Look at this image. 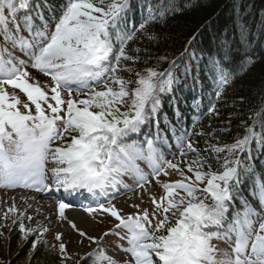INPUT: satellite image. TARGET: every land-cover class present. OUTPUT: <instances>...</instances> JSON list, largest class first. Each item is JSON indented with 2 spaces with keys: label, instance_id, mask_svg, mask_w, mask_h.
I'll list each match as a JSON object with an SVG mask.
<instances>
[{
  "label": "snow or ice",
  "instance_id": "obj_1",
  "mask_svg": "<svg viewBox=\"0 0 264 264\" xmlns=\"http://www.w3.org/2000/svg\"><path fill=\"white\" fill-rule=\"evenodd\" d=\"M30 3L31 0H0V37L31 61L26 64L7 47L0 46V187L61 192L69 198L85 193L104 197L108 189L123 185L121 177L125 175L143 189L149 177L136 163L143 161L150 169L151 179L165 193L160 200L151 198L154 205L151 219L147 211L124 218L114 206L85 209L89 216L97 210L107 212L118 221L117 228L129 233V246L122 251L129 254L134 264H264V216L247 201H241L243 211L234 215L222 235L205 232L212 226L223 227L229 204L243 179L254 177L250 157L254 144L264 149V126L259 131L255 125L247 128L246 135L232 145L211 146L217 156L226 153L217 171L200 159L184 160L186 168L179 161H166L151 141L147 142L146 154L134 144H122L121 141L138 133L155 117L161 95L170 94L177 83L171 70L160 73L146 69L145 73H136L135 81L118 75L132 71L124 68L122 61L136 62L126 52L136 30L129 32L118 27L128 0H66L54 28L49 27L42 12H36L40 26L34 24L32 17H25L26 38L20 34L16 15ZM146 12L139 26L141 30L157 19L158 12L153 7L148 6ZM10 23L13 29H9ZM113 34L118 47H114ZM27 68L49 77L51 86L41 85ZM213 70L219 99L232 74L219 61L213 62ZM133 84L134 89L130 90ZM15 90L26 97V102L22 103ZM214 112L215 107H210L208 114ZM190 137L191 132L176 137L181 157L188 154L199 157L189 142ZM68 139L70 143H63ZM246 153L249 159H241ZM205 166L208 171H204ZM169 170L179 174L177 182L161 181L160 177L168 176ZM255 179L253 196L264 209V181ZM46 181L50 184L46 185ZM69 207L63 200L58 202L61 220L66 219L65 211ZM15 212L13 207L3 218L8 219L9 213ZM170 213L176 217L174 224ZM71 227L81 237L91 239L76 229L75 224ZM19 231L25 240L33 234L22 223ZM47 231L44 228L39 237ZM161 232L166 234L157 235ZM39 237L32 242L33 251L37 245L47 243ZM55 239L61 241V235ZM213 239L234 245L232 254L225 253L226 259L216 260V250L210 243ZM92 243L98 242L92 239ZM59 252L62 258H67L63 243ZM93 264L118 262L100 251L93 256Z\"/></svg>",
  "mask_w": 264,
  "mask_h": 264
},
{
  "label": "trees",
  "instance_id": "obj_2",
  "mask_svg": "<svg viewBox=\"0 0 264 264\" xmlns=\"http://www.w3.org/2000/svg\"><path fill=\"white\" fill-rule=\"evenodd\" d=\"M65 6L66 0H31L27 9L17 13L16 20L24 27V18L30 16L34 24L40 26L36 19L39 11L50 27L60 18ZM148 6L157 10V19L141 30L139 26L147 16ZM159 11H163V15H159ZM6 16L11 20L7 12ZM8 27L13 29L11 23ZM118 27L129 32L136 30L126 47L127 54L136 62H121L124 68L132 70L119 72L121 78L135 81L136 73H145L146 69L160 73L171 70L177 78L173 91L161 95V106L155 117L138 133L121 141L122 144L140 148L146 140L158 135L161 142L177 146L176 137L191 132L189 142L197 149L199 157L188 154L190 162L204 160L217 171L226 153L217 156L211 146L232 145L246 135L247 128L255 125L259 131L264 126V0H128ZM113 42L114 47H118L115 34ZM214 61H219L232 74L219 99ZM212 106L215 112L209 115ZM198 132L203 135H196ZM241 159H249L247 153ZM250 160L254 177L264 181V149L254 144ZM204 171H208L207 166ZM185 175L192 174L185 172ZM254 177L243 179L229 204L223 227L212 226L205 232L218 233L225 229L234 215L243 211L241 201H247L256 212L263 211L253 196ZM35 239L21 244L17 232L0 236V257L8 259L2 264H26V261L27 264H93L94 253L81 258H62L59 249L46 244L37 245L33 251Z\"/></svg>",
  "mask_w": 264,
  "mask_h": 264
},
{
  "label": "rangeland",
  "instance_id": "obj_3",
  "mask_svg": "<svg viewBox=\"0 0 264 264\" xmlns=\"http://www.w3.org/2000/svg\"><path fill=\"white\" fill-rule=\"evenodd\" d=\"M18 24V23H17ZM20 26V25H19ZM21 32V26H20ZM24 37H28V33L23 35ZM9 46L8 44H4ZM11 52L14 56L18 59L25 61L26 64H30L31 61L28 60L26 56H24L20 51L13 49L11 45L9 46ZM29 72L30 76L35 78V80L39 81L41 85H49L51 86V81L49 77H45L44 75L36 72L32 68L25 69ZM100 90V88H97ZM12 89H9V92H12ZM16 94L20 97L22 103L26 102V97L23 96L19 90H15ZM66 96V94H65ZM73 98L75 97V93L73 94ZM79 98H84L83 94ZM23 111V109H22ZM34 113V110H33ZM184 160L189 161V158H178L176 156L175 163L178 161L180 162V166L182 168H186V165L183 163ZM138 167H140L145 174L149 177V183L145 185L143 189L137 187L136 183L132 178L128 175L122 176L121 179L123 181V185H127L128 188L125 189L123 185H119V189L117 191V196H115L114 200L108 203V206H114L121 214L122 217L127 218L129 216H137L142 215L144 211L149 213V218L151 219L152 215L154 214V205L152 203L151 198H155L156 200H160L162 196H164V191L157 184L155 181L151 179V172L149 167L143 161H136ZM179 174L175 171L169 170L168 176H161L160 179L162 182L165 183H174L179 180ZM19 187L16 188H5L0 187V231L4 237L8 236L11 232H17L21 237V244L29 239H34L39 237V232L42 231L44 228H47L48 231L44 233L42 237H39L43 241H47L46 246L52 247L54 249H59V245L63 243L66 246V257L69 259L74 258H81L88 254H97L100 251L112 257L118 264H134L131 260V257L128 253L122 251L121 249L127 248L128 236L129 233L126 232L123 228H117L118 221L106 214H101L99 211L93 212L91 216L86 215L87 218L83 217L82 215L75 214L71 210L65 211V220H61L59 217L57 219V224L53 225L49 223V220L52 218L45 215L40 209L30 211L26 213L27 208L18 209L16 206V201L19 197V191L17 190ZM32 188L26 189L31 190ZM131 189H136L135 191ZM25 190V189H24ZM114 193V191L112 190ZM34 194V192H33ZM183 194V193H181ZM45 195L44 191L40 193H35V196ZM34 200L35 197H32L30 194L29 199ZM40 198V197H39ZM30 199V200H31ZM43 199V198H42ZM45 201V199H43ZM47 200H50L47 198ZM46 202V201H45ZM48 203V202H47ZM46 203V204H47ZM44 205V203H42ZM54 212L52 215H55V212L58 211L55 205ZM52 206V207H53ZM136 206V207H134ZM15 208V214L9 213V218L4 219V214L8 212L9 209ZM98 212V213H97ZM44 216V217H42ZM28 217H32L31 220ZM42 217V218H41ZM78 217V218H77ZM80 217V219H79ZM169 218L172 224L175 223V216H172L171 213L169 214ZM79 219V220H78ZM48 221V222H47ZM23 224L27 230L32 231V235H29L27 240L24 238V234L19 231L20 224ZM155 223V221H153ZM75 224L76 229L86 233L87 237L91 239H86L81 237L78 234L77 230H74L71 225ZM171 226V225H169ZM254 226L255 223H254ZM151 231V229H149ZM105 233H109L110 235H105ZM166 232L157 233V235H163ZM56 235H61V241H57L55 239ZM124 237V239H121ZM92 239L96 240L98 243H92ZM235 238L233 237V240ZM214 249L216 250V260H224L225 253H228L229 256L232 254V247L234 245L220 239H214ZM120 250V251H119ZM118 252L120 253L118 255ZM122 253L124 258L122 257ZM6 259H1L0 257V264L8 262L7 256ZM27 264V261H26Z\"/></svg>",
  "mask_w": 264,
  "mask_h": 264
},
{
  "label": "bare ground",
  "instance_id": "obj_4",
  "mask_svg": "<svg viewBox=\"0 0 264 264\" xmlns=\"http://www.w3.org/2000/svg\"><path fill=\"white\" fill-rule=\"evenodd\" d=\"M30 194L31 193L27 192L26 189L23 190L22 192H19V197H18V199L16 201L17 208L20 209V210L23 209V208H27L26 213H29L30 211H33V210L40 209L43 213H46L45 215L49 216L50 218L52 216V218L49 220V223L53 224V225H56L58 223L57 219H58L59 216H58V211L55 212V215H52L53 212H54V206L52 205V203L51 202H48V203L45 202L41 197L40 198H35L34 200H32L30 198L31 199L30 200L29 199ZM32 197H34V196H32ZM42 203H44V205H42ZM42 217H44V216H42ZM79 219H80V217H79Z\"/></svg>",
  "mask_w": 264,
  "mask_h": 264
}]
</instances>
